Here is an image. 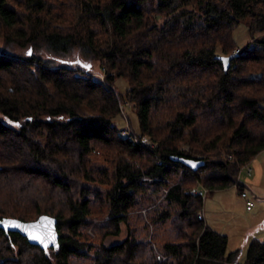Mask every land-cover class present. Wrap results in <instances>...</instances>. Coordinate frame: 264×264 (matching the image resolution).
<instances>
[{"label":"trees","instance_id":"trees-1","mask_svg":"<svg viewBox=\"0 0 264 264\" xmlns=\"http://www.w3.org/2000/svg\"><path fill=\"white\" fill-rule=\"evenodd\" d=\"M241 24L264 33V0H0V220L49 215L60 234L44 248L0 229V264H238L191 191L240 192L241 167L264 151V35L228 70L219 59ZM75 51L82 68L51 61ZM119 78L140 124L132 140L114 122ZM243 264H264V243Z\"/></svg>","mask_w":264,"mask_h":264},{"label":"rangeland","instance_id":"rangeland-1","mask_svg":"<svg viewBox=\"0 0 264 264\" xmlns=\"http://www.w3.org/2000/svg\"><path fill=\"white\" fill-rule=\"evenodd\" d=\"M263 35L264 33L257 29L252 34L247 25H239L233 33V39L236 45L234 50L235 54H238L240 50ZM1 47L2 40H0V50ZM20 52L26 53V50ZM44 58L49 59L50 56L44 55ZM78 60L84 63L88 62L77 51L65 56H55L51 61L56 66L65 65L73 69H78L82 68L77 64L78 62L76 61ZM91 72L92 77L105 84L107 71L104 66L95 63ZM129 89L130 85L127 80L123 78L116 80L114 90L119 95L121 112L114 122L120 130H127L134 135V133L140 132V124L133 104L125 98L126 92ZM141 140L144 145L150 147L156 146V143L150 136H144ZM180 149L189 152L191 147L189 144L183 143ZM248 167L252 170L251 176H248L246 169H242L239 182L244 185V189L254 200L255 208L253 211H247L246 204L240 197V193L236 187L217 190L209 194L203 203L206 224L219 234L228 238L227 253H236L238 264H243L246 261L249 246L253 241L258 240L264 243V151L257 155L249 163ZM194 190L191 191L192 194ZM155 207L157 205L153 202L147 203L139 210L138 215L144 221H147L149 214L153 212ZM99 220V218L94 219L96 223ZM87 234L91 239L96 238V233L93 228H90ZM127 235L128 230L123 226L122 233L119 236H108L103 241V244L107 247L119 244L127 238Z\"/></svg>","mask_w":264,"mask_h":264},{"label":"water","instance_id":"water-1","mask_svg":"<svg viewBox=\"0 0 264 264\" xmlns=\"http://www.w3.org/2000/svg\"><path fill=\"white\" fill-rule=\"evenodd\" d=\"M237 56L238 54H233L229 57H219L225 65V70L229 69L230 62ZM176 162L185 165L193 171H198L205 166L204 160L177 158ZM0 229L7 233L21 235L33 246L49 248L58 247L60 244L58 220L49 215H43L38 220L30 222L15 218H3L0 220ZM33 237H37V239Z\"/></svg>","mask_w":264,"mask_h":264},{"label":"built area","instance_id":"built-area-1","mask_svg":"<svg viewBox=\"0 0 264 264\" xmlns=\"http://www.w3.org/2000/svg\"><path fill=\"white\" fill-rule=\"evenodd\" d=\"M121 135L123 137L129 139V140L133 139L132 134L129 131H127V130H123ZM248 165L249 164H246L243 167H241L240 172H239V176H238V182H239V179H240V173H241L242 169H246L248 176L249 177L251 176L252 170L248 167ZM234 187H236V186H234ZM239 193H240V197L242 198V200H244V202L246 204L247 211H249V212L253 211V209L255 208V203H254V200L252 199V197H250L249 193L244 188ZM193 194L200 195L201 197H203L205 199L210 194V190L205 188V187H203V186H200V187L196 188L193 191ZM203 214H204L203 212H201L199 214V219L200 220L204 219V215Z\"/></svg>","mask_w":264,"mask_h":264},{"label":"snow or ice","instance_id":"snow-or-ice-1","mask_svg":"<svg viewBox=\"0 0 264 264\" xmlns=\"http://www.w3.org/2000/svg\"><path fill=\"white\" fill-rule=\"evenodd\" d=\"M34 239H37V237H33Z\"/></svg>","mask_w":264,"mask_h":264},{"label":"crops","instance_id":"crops-1","mask_svg":"<svg viewBox=\"0 0 264 264\" xmlns=\"http://www.w3.org/2000/svg\"><path fill=\"white\" fill-rule=\"evenodd\" d=\"M204 215V214H203ZM204 219H205V215H204Z\"/></svg>","mask_w":264,"mask_h":264}]
</instances>
